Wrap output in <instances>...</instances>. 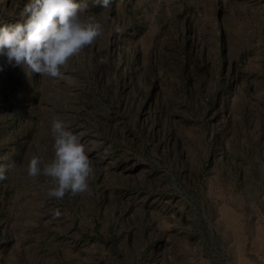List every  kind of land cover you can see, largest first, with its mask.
<instances>
[{"label": "rangeland", "instance_id": "obj_1", "mask_svg": "<svg viewBox=\"0 0 264 264\" xmlns=\"http://www.w3.org/2000/svg\"><path fill=\"white\" fill-rule=\"evenodd\" d=\"M87 4L103 34L62 77L0 57V264H264V0ZM57 116L93 164L62 199L27 173Z\"/></svg>", "mask_w": 264, "mask_h": 264}, {"label": "clouds", "instance_id": "obj_2", "mask_svg": "<svg viewBox=\"0 0 264 264\" xmlns=\"http://www.w3.org/2000/svg\"><path fill=\"white\" fill-rule=\"evenodd\" d=\"M98 2L102 9L110 4V0ZM87 9V0H29L21 12L23 21L0 26V57L41 76L62 77L70 59L103 34L97 14ZM3 68L0 64V71ZM50 131L53 155L46 159L33 154L28 175L48 178L49 197L62 199L67 193L87 191L93 164L81 135L59 116L53 118ZM16 166L15 160L0 163V180Z\"/></svg>", "mask_w": 264, "mask_h": 264}]
</instances>
